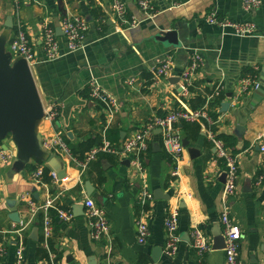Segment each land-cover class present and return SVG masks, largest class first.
I'll use <instances>...</instances> for the list:
<instances>
[{"label": "crops", "instance_id": "crops-1", "mask_svg": "<svg viewBox=\"0 0 264 264\" xmlns=\"http://www.w3.org/2000/svg\"><path fill=\"white\" fill-rule=\"evenodd\" d=\"M153 1L156 14L147 18L138 0H126L129 15L141 23L120 29L109 13L111 0H0V35L9 15L14 21L7 50L10 51V42L20 21L35 45L37 61L31 69L44 105L62 102L55 124L45 117L40 123L42 143L45 137L60 132L70 150L71 146L91 139L98 142L108 139L119 146L143 130L156 115L182 106L195 109L192 100L199 93L206 97V104L208 95L221 85L218 95L223 92L224 98L219 106H209V110L217 115L214 136H233L237 141L236 152L232 150L238 160L235 193L229 198L223 195L227 180L225 160L218 155L211 128L205 122L198 121L201 131L197 136L187 132L181 123L174 127L183 143L189 142L178 178L172 174L175 165L166 150L163 130L158 126L149 130V149L143 155V164L154 199L145 207L139 203L142 178L132 166L130 155L113 154L114 158L95 159L82 172L73 157L81 158L72 151L70 157L45 149L49 155L58 157L57 162L50 165L47 161L32 159L14 176L10 173L14 162L0 168V264H16L20 237L25 241L26 264L48 263L40 251L45 246L46 213L39 210L32 217L29 201L43 204L49 198H55L57 206L73 214L69 221L58 215L52 219L48 250L57 257L61 255V264H226L224 250L213 249L215 234L223 230L221 217L226 210L243 230L239 248L243 263L264 264V180L259 182L264 172V92L261 94L258 88L250 86L240 94L247 77H257L260 86L263 84L264 0L251 11L243 8L245 0H179L177 6L171 0ZM94 7L106 13V27L94 20ZM212 9L222 19L254 21L257 33L241 37L231 29L208 23L206 15ZM69 14L83 15L89 21L83 47L74 52H68L62 29L63 19ZM46 20L55 28L63 54L52 61L45 60L43 47L42 23ZM169 29L177 30L179 45L157 38L160 31ZM195 54L201 57L200 65L185 94L181 76ZM166 55L172 57L171 72L157 77L155 70ZM249 70L256 71L257 75L252 77ZM175 77H181L178 84L174 83ZM91 79H96L119 102L110 125L104 107L89 95ZM224 102H231L227 111H222ZM243 120L245 131L239 136L235 128ZM3 143L16 153L10 137L2 146ZM190 147L198 152L191 153ZM39 165L47 167L49 173L56 172L58 180L49 175L50 182L45 181L47 186L36 184L32 173ZM63 171L66 177L61 179L59 174ZM87 181L95 187L91 196L87 194ZM88 197L106 210L111 225L110 243L106 238H91L84 205ZM174 208L179 211L181 240L176 253L169 255L164 250V221L168 211ZM14 211L20 214V223L10 219ZM143 214L147 215L152 233L147 243L138 240L137 223ZM47 215L50 216V210ZM36 228H39L37 237L33 234ZM196 228L205 231L212 244V250L203 256L192 247Z\"/></svg>", "mask_w": 264, "mask_h": 264}, {"label": "built area", "instance_id": "built-area-1", "mask_svg": "<svg viewBox=\"0 0 264 264\" xmlns=\"http://www.w3.org/2000/svg\"><path fill=\"white\" fill-rule=\"evenodd\" d=\"M173 6L179 4V0H171ZM261 4L260 0H245L243 8L246 11H251L256 9ZM138 5L141 10L146 14L147 18H153L156 14V7L153 0H138ZM109 13H111L112 20L120 29L136 27L141 23V20L136 19L134 16L129 15V11L126 5V0H111ZM107 21V16H104L99 23H104ZM206 21L210 24L218 25L222 28H228L233 30L234 34L237 36L245 37L255 35L258 31L257 24L254 21H235L230 19H222L218 15V11L212 9L206 15ZM43 27V47L45 52V60L52 61L61 57L62 51L60 48V42L58 40V35L55 28L50 24L48 20L42 23ZM62 29L64 36L67 40L68 52H74L83 47V40L85 34L89 29V21L83 15L69 14L63 19ZM10 51L12 54L24 57L30 66L36 63L37 58L35 55V45L30 39L27 30L24 25L18 21L17 30L10 42ZM201 57L195 54L192 57L191 63L185 69L182 74L181 88L185 94L188 93V88L192 85V76L195 70L199 67ZM172 67V57L171 55H166L162 58L160 64L155 70L157 77L168 76L171 72ZM180 77V79H181ZM133 79L130 80L132 84ZM241 93L248 91V88H259L260 84L255 78H245L243 80ZM89 95L90 97L101 104L106 113L107 121L109 125L112 123L115 114L119 109L118 100L108 93L96 79H91L89 81ZM221 89V85H218L211 94L208 95L207 103L201 108H188L181 107L174 109L164 115L154 116L149 124L143 130L137 131L131 139L122 143L119 146L113 145L108 139H104L102 144L91 149L87 153L84 159H79L73 157L75 163L84 172L88 167V164L95 160L99 152L111 153L120 156H129L132 166L137 171V174L141 175L142 178V190L139 199V203L144 207L147 206L153 199L154 194L149 190L147 184V177L145 166L143 164V155L149 149V144L147 143V135L149 130L154 126L161 127L163 130V140L165 143L166 150L170 154L174 169L172 174L175 177L181 176V161L183 160L184 153L186 151V146L183 143L182 136L174 132L175 124L182 123L184 121L189 122H205L209 125H214L217 123V119L212 117L209 110V101L218 95ZM238 96L235 100H238ZM62 102L52 101L47 105H44L45 119L53 122L55 124L56 119L59 116V109ZM210 129V128H209ZM211 136L215 142V147L218 155L225 160L226 165V175L227 180L224 186L223 195L225 198H229L235 193L236 190V180L238 178V164L237 156L233 154L232 149L227 147L225 142L214 136V131L211 129ZM43 146L47 150L56 151L57 153L63 154L65 156L72 157V152L67 144V142L62 137L60 132L56 133L53 137H45L43 139ZM262 151L264 152V145H262ZM16 158V153L10 149H4L2 144L0 146V168L6 167L12 164ZM49 175L54 181L58 180V175L56 172L51 171ZM45 167L39 165L32 173V178L36 184L45 185ZM264 180V172L259 176V182ZM26 199V196H24ZM86 216L88 218V223L90 227V235L93 240H102L103 238L108 239L109 243L111 240V225L106 213V210L99 204L95 202L93 198H86L84 200ZM30 213L34 217L39 210H43L46 213L44 219V244L48 248V239L53 231V224L51 216L47 215L51 208H56L57 215L63 220L69 221L73 217L70 210H65L60 208L55 203V198H49L45 203L38 204L29 201ZM221 222L223 225V236L225 238V248H223L225 253L226 264H244L242 259L239 257V248L241 245V240L243 238V230L239 223L230 218L228 210H226L222 217ZM26 226V225H24ZM23 226V227H24ZM164 226L166 230V243L164 250L167 254L173 255L176 253L179 247V242L181 240L179 235V211L177 209H170L164 221ZM138 240L140 243H147L151 238V230L148 224L147 215L143 214L137 223ZM110 245V244H109ZM192 247L198 252L199 255L204 254L212 250V244L209 236L201 228H196L193 232ZM25 241L23 237H20L16 252H15V262L16 264H26L25 262ZM111 249V247H109ZM50 261L55 264L57 255L49 251ZM110 257V256H108Z\"/></svg>", "mask_w": 264, "mask_h": 264}, {"label": "water", "instance_id": "water-1", "mask_svg": "<svg viewBox=\"0 0 264 264\" xmlns=\"http://www.w3.org/2000/svg\"><path fill=\"white\" fill-rule=\"evenodd\" d=\"M13 27V16L9 15L5 22V29L0 35V142L10 137L16 146V158L10 169L12 176L23 171L32 159L47 161L50 165L58 160V157L49 155L43 147L39 126L45 117L44 103L31 66L24 57H15L11 51L7 50V42ZM157 38L175 46L181 43L175 29L160 31ZM179 81L180 77H175L174 83L178 84ZM257 91L261 94L264 92V79ZM232 95L230 93V96ZM230 107L231 102L222 103V111H227ZM243 123L245 120L235 128L239 136L245 131ZM184 145L188 146L189 142L184 141ZM3 148L7 149V144L3 143ZM189 151L198 152L197 149L191 147ZM59 177L65 178L66 172L60 173ZM86 189L88 196H91L95 187L87 181ZM35 191L36 188H34ZM35 195L37 196V191ZM8 202L10 205L15 203L12 200ZM9 217L14 222H21L17 211L12 212ZM33 234L37 237L39 228L34 229ZM223 248H225V238L220 229L214 236L213 249Z\"/></svg>", "mask_w": 264, "mask_h": 264}, {"label": "trees", "instance_id": "trees-1", "mask_svg": "<svg viewBox=\"0 0 264 264\" xmlns=\"http://www.w3.org/2000/svg\"><path fill=\"white\" fill-rule=\"evenodd\" d=\"M22 1V0H21ZM62 0H60L61 2ZM93 15H94V20H96V22L98 20L101 21V19L104 18L105 16V12H103L99 7H94L93 11H92ZM107 23L108 21L102 23V26L103 27H106L107 26ZM245 72V71H244ZM248 73L251 74L252 77H255L257 75V72L254 71V70H249ZM196 88V87H195ZM191 89L193 92H196V89ZM210 91V90H209ZM224 98V93L221 92L220 95L214 97L210 103H209V106L211 107H215V106H219L220 103L222 102ZM194 105L193 107L196 109V108H201L205 102H206V97L203 96L201 93L197 94L194 99L192 100ZM210 114L212 115V117H214L215 119L217 118L213 112H210ZM208 127H210L214 132H216V125H209L208 123H206ZM176 126H178V123L175 124ZM182 125H183V128L187 131V132H190V133H193L194 135H198L199 132L201 131V125L198 123V121L196 122H189V121H184L182 122ZM219 138H221L227 147H230L233 152H236V149H235V146H236V139L235 137L233 136H228V135H220L218 136ZM94 140V141H93ZM100 142V143H99ZM98 142V140H95V139H91L89 141H84L82 142L81 144L77 145V146H71V151L78 157H80L81 159H84L87 155V153L90 152V150L96 146H99L102 144V140H100ZM2 142H0V146H1ZM115 156L111 153H106V152H99L97 154V157H96V160L95 161H98V160H103L104 158H114ZM38 164H41L40 162H37ZM92 165V164H91ZM45 181L47 182H50V177H49V170L48 168L46 167L45 168V177H44ZM62 208V207H60ZM57 215V211H56V208H51L50 209V216H51V219L55 220V217ZM44 215L41 214L40 217L42 218ZM43 219V218H42ZM50 247L54 250V244L51 243ZM42 255H44V258L48 260V263L47 264H53L51 261H50V258H49V250L45 247V246H41V249H40ZM61 255L59 254L57 259L55 260V264H61Z\"/></svg>", "mask_w": 264, "mask_h": 264}, {"label": "bare ground", "instance_id": "bare-ground-1", "mask_svg": "<svg viewBox=\"0 0 264 264\" xmlns=\"http://www.w3.org/2000/svg\"><path fill=\"white\" fill-rule=\"evenodd\" d=\"M44 147V146H43ZM45 149V148H44ZM71 151V150H70Z\"/></svg>", "mask_w": 264, "mask_h": 264}, {"label": "flooded vegetation", "instance_id": "flooded-vegetation-1", "mask_svg": "<svg viewBox=\"0 0 264 264\" xmlns=\"http://www.w3.org/2000/svg\"><path fill=\"white\" fill-rule=\"evenodd\" d=\"M7 167V166H6Z\"/></svg>", "mask_w": 264, "mask_h": 264}]
</instances>
